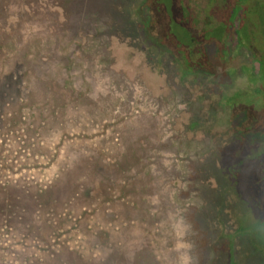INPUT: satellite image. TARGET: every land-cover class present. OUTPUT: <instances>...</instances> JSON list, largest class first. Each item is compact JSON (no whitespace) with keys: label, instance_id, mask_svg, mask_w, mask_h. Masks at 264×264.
Segmentation results:
<instances>
[{"label":"rangeland","instance_id":"rangeland-1","mask_svg":"<svg viewBox=\"0 0 264 264\" xmlns=\"http://www.w3.org/2000/svg\"><path fill=\"white\" fill-rule=\"evenodd\" d=\"M151 7L0 0V264H264L263 146Z\"/></svg>","mask_w":264,"mask_h":264},{"label":"flooded vegetation","instance_id":"flooded-vegetation-1","mask_svg":"<svg viewBox=\"0 0 264 264\" xmlns=\"http://www.w3.org/2000/svg\"><path fill=\"white\" fill-rule=\"evenodd\" d=\"M149 2L159 44L191 71L200 67L208 73L225 110L242 116L232 130L247 147L264 150V0ZM258 162L264 179V157ZM257 192L264 222L263 184Z\"/></svg>","mask_w":264,"mask_h":264},{"label":"trees","instance_id":"trees-1","mask_svg":"<svg viewBox=\"0 0 264 264\" xmlns=\"http://www.w3.org/2000/svg\"><path fill=\"white\" fill-rule=\"evenodd\" d=\"M0 187H2V186H0ZM3 199H6L8 202L4 204L2 202ZM23 200H24L23 197L20 198L19 196H16L14 193L11 194L9 191L6 192V196L0 197V214L5 215L7 217V219H9V221H11L9 216L20 209V208L18 209V203L23 201ZM4 212H8V213L4 214ZM13 217H15V216H13ZM31 263L34 264L33 260H31Z\"/></svg>","mask_w":264,"mask_h":264}]
</instances>
